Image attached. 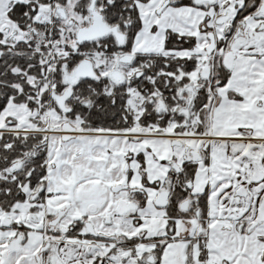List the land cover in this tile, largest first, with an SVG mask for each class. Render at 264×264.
<instances>
[{"label":"snow or ice","instance_id":"6c2138e0","mask_svg":"<svg viewBox=\"0 0 264 264\" xmlns=\"http://www.w3.org/2000/svg\"><path fill=\"white\" fill-rule=\"evenodd\" d=\"M0 264H264V0H0Z\"/></svg>","mask_w":264,"mask_h":264}]
</instances>
